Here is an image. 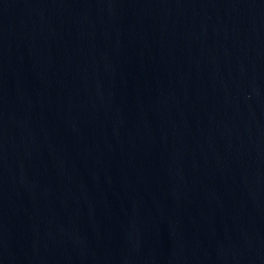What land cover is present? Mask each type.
Returning a JSON list of instances; mask_svg holds the SVG:
<instances>
[{
    "label": "water",
    "instance_id": "water-1",
    "mask_svg": "<svg viewBox=\"0 0 264 264\" xmlns=\"http://www.w3.org/2000/svg\"><path fill=\"white\" fill-rule=\"evenodd\" d=\"M0 264H264V0H0Z\"/></svg>",
    "mask_w": 264,
    "mask_h": 264
}]
</instances>
